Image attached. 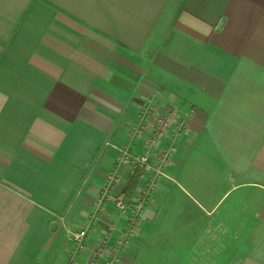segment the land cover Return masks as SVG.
<instances>
[{
	"label": "crops",
	"instance_id": "obj_1",
	"mask_svg": "<svg viewBox=\"0 0 264 264\" xmlns=\"http://www.w3.org/2000/svg\"><path fill=\"white\" fill-rule=\"evenodd\" d=\"M149 103L132 148L152 158L176 129L147 150L158 115L189 116L119 264H264V0H0V264H91L118 240L112 197L75 263L65 226Z\"/></svg>",
	"mask_w": 264,
	"mask_h": 264
},
{
	"label": "built area",
	"instance_id": "obj_2",
	"mask_svg": "<svg viewBox=\"0 0 264 264\" xmlns=\"http://www.w3.org/2000/svg\"><path fill=\"white\" fill-rule=\"evenodd\" d=\"M152 112V105L147 104L139 116V123L130 134L129 141L117 146L118 156L113 165V168L109 171L105 178V183L102 186L101 195L99 196L96 204L99 208L104 200L110 199L112 188L120 181L121 169L129 164H135L143 169V177H145L144 184L138 189L134 199L128 207L127 198L124 194H118L115 197L116 205L121 210L129 209L127 223L125 230L118 238L113 249L112 257L105 260V264H116L119 261V250L121 246L128 242L130 236L133 235L138 221L142 215V212L151 198L152 193L157 188L161 176L165 175V168L169 164L171 155L175 150V139L182 133L187 125V118L189 113L180 116L173 106H167L163 112H161L156 118V122L152 132L146 138L147 150L154 147L156 148L160 138H162L167 130L172 125L173 121L176 120V129L174 136L169 141L168 145L159 151L160 155L158 160L151 162V157L148 152L136 154L132 151V141L143 132L146 124V118ZM96 217H93L87 221L78 231L73 234V248L69 258L70 263L76 261L77 256L86 249L87 237L92 226V222ZM110 230H113V226H109Z\"/></svg>",
	"mask_w": 264,
	"mask_h": 264
},
{
	"label": "rangeland",
	"instance_id": "obj_3",
	"mask_svg": "<svg viewBox=\"0 0 264 264\" xmlns=\"http://www.w3.org/2000/svg\"><path fill=\"white\" fill-rule=\"evenodd\" d=\"M134 126H132L131 128H130V130H129V132H128V139L126 140V141H124L123 143H121L119 146H121L122 144H124V143H126V142H128L129 141V138H130V134L133 132V130H134ZM115 149H116V156H115V161H116V159H117V156H118V150H117V148L115 147ZM132 151L134 152V153H136V154H140V153H137L136 151H134V149L132 148ZM158 153H156L155 154V156L156 157H151V162H155L156 160H158V158H159V155H160V153H159V151H157ZM115 163V162H114ZM114 163H113V165H114ZM113 165L110 167V169L106 172V176H107V174L109 173V171L113 168ZM127 166V165H126ZM129 166H133V168L136 166V168H140V170L142 171V173L144 172L143 171V169L141 168V167H139V166H137V165H135V164H129ZM122 170V169H121ZM106 176H105V178H106ZM163 176H161V178H162ZM120 180H121V174H120ZM144 182H145V177L143 178V182L141 183V185H140V187L144 184ZM103 186V185H102ZM102 186L100 187V188H98V190H97V193L94 195V197H93V200L91 201V208H90V210H89V213H88V215L85 217V218H83V219H73V220H70L67 224H66V234H67V237L69 238V240L73 243V239H72V237H73V234L76 232V231H78L82 226H84V224L87 222V221H89L92 217H93V215L95 216V217H98L99 219L97 220L98 221V223H101V224H104L105 223V225H106V221H105V218L103 217V216H100V213L101 212H103V209H102V207H103V204H104V202L105 201H107V200H109V199H107V200H104L103 202H102V204L100 205V207L98 208L97 207V204H96V202H97V200H98V198H99V196L101 195V190H102ZM117 195H114L113 196V198H111V200H112V202H113V204H114V206H115V208H116V210L117 211H119L120 213H121V211H125V210H121V209H119L118 207H117V205H116V201H115V197H116ZM89 202V201H88ZM132 202V200H129V199H127V203H128V207H129V205H130V203ZM127 217H128V215H127ZM94 221H95V219L93 220V222H92V226H91V229L94 227L93 226V224H94ZM126 226V225H125ZM125 226L123 227V228H121L122 230H120V232H118V236H121V234H122V232L125 230ZM91 229H90V231H91ZM90 231H89V234H90ZM119 238V237H118ZM117 241V240H116ZM116 241L115 242H113V243H109L108 242V240H107V237L105 236H103V237H101V239H100V241H99V243L97 244V246H96V249H95V260H93L92 261V263L91 264H96L97 263V261H98V264H105V260L107 259V258H111L113 255H112V253H113V249L115 248V244H116ZM87 245V244H86ZM126 245V244H125ZM125 245H123V246H121V248H120V250H119V255H120V252H121V250L123 249V247L125 246ZM87 247V246H86ZM99 258H102V260H100ZM121 262V259L119 258V261L116 263V264H119ZM70 263V262H69ZM75 263V262H74Z\"/></svg>",
	"mask_w": 264,
	"mask_h": 264
},
{
	"label": "trees",
	"instance_id": "obj_4",
	"mask_svg": "<svg viewBox=\"0 0 264 264\" xmlns=\"http://www.w3.org/2000/svg\"><path fill=\"white\" fill-rule=\"evenodd\" d=\"M140 175H142V171L141 170H139V172H138V176H140Z\"/></svg>",
	"mask_w": 264,
	"mask_h": 264
}]
</instances>
